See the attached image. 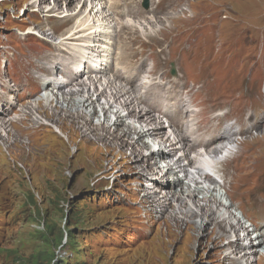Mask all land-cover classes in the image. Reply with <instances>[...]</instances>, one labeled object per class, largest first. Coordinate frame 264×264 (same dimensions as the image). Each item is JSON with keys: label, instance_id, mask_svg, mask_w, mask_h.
<instances>
[{"label": "rangeland", "instance_id": "obj_1", "mask_svg": "<svg viewBox=\"0 0 264 264\" xmlns=\"http://www.w3.org/2000/svg\"><path fill=\"white\" fill-rule=\"evenodd\" d=\"M39 1L0 0V98L10 91L8 96L12 97L6 98L15 105L10 115H5V108L0 110V118H5L6 123L9 117L20 119L16 112L21 107L35 105L49 94L24 82L27 76L33 80L41 79V75L47 78V73L40 71L44 62L41 58L62 52V44L48 50L44 32L52 33L51 40L59 42L57 38L70 26L58 24L64 6H72L76 12L88 7L84 0L71 4L61 0L59 11L51 13L55 0ZM131 1L143 15L151 16L152 8L157 9L158 24L151 19L147 28L148 32L160 29L156 35L136 34L128 46L151 42L147 52L152 58L140 76L155 67L157 82L160 73L165 72L169 80L180 75L190 83L196 81L195 89L202 81L216 82L218 99L222 93L238 95L226 100V108L233 114L228 122L231 125L235 119H246L248 111L255 110L249 117L254 127L234 137L235 154L231 157L239 151L245 157L249 155L245 162L247 167L254 165V175L227 182L233 190L245 191L242 194L264 184V0H151L147 10L141 0ZM171 38L174 43L170 46L163 43ZM26 55L32 63L29 67L24 63ZM170 62L175 63V76L170 73ZM47 68L52 69L47 70L50 74L55 70L52 63ZM58 72L55 70L52 76L61 78ZM72 88L75 89L65 91ZM209 94L212 93L205 88L198 95ZM58 101L62 103L60 93ZM105 103L103 99L96 102L95 112L85 120L83 128L82 118L75 124L61 113L52 122L43 113V119L33 117L35 122L29 116L17 119L14 125L8 121L4 130L0 129V264H231L238 258L226 248L233 233L216 246L210 222L197 226L196 219L185 218V210L173 201L166 208L156 207L153 202L157 197L152 198L149 192L160 197L164 192L161 188L155 191L157 187L145 180L137 163L149 156L151 162H158L164 169L168 164L166 146L158 150L157 139L149 147H143L141 142L132 145V139L136 140L132 134L122 155L117 151L108 154L104 147L96 149L94 139L103 131L89 133L84 129L114 122L116 109H111L105 119L101 111ZM51 105L54 107L56 100ZM123 123L129 120L124 119ZM56 126L73 134L74 140H68ZM164 133L167 134L166 129ZM41 148L47 153L43 154ZM151 152H161L163 156H150ZM88 157L96 159L95 165L87 163ZM218 167L221 169V164ZM232 172L238 174V170ZM164 173L165 181L180 190L171 171ZM218 177L219 180L214 177L217 183L200 186L214 187L222 204L233 202V213L243 216L236 208L237 199H241L236 196L239 193L231 194L232 199L227 196L219 186L224 180L221 172ZM188 181L183 178L181 185L187 186L191 183ZM239 181L247 184L242 187ZM190 186L194 189L195 184ZM203 196L209 194H197V199ZM241 219L248 227L246 219ZM224 228L229 229L226 224ZM257 258L254 264H258Z\"/></svg>", "mask_w": 264, "mask_h": 264}, {"label": "bare ground", "instance_id": "obj_2", "mask_svg": "<svg viewBox=\"0 0 264 264\" xmlns=\"http://www.w3.org/2000/svg\"><path fill=\"white\" fill-rule=\"evenodd\" d=\"M60 1L55 0L49 10L51 13L59 11ZM63 1L71 4L75 0ZM84 3L90 7L88 12V7L82 12H76L72 6H64L63 15H60L62 18L58 24L70 23V26L65 28L57 38L59 42L51 40L53 39L52 33L44 32V37L50 45L48 50L52 47L54 49L60 47L62 44L63 46L60 47L62 52L58 55L52 53V56L45 55L44 58H41L44 62L40 66L43 70L40 71L47 73L45 74L47 78L43 79L41 75L42 80L39 79L40 77L33 80L27 76L24 82L35 86L38 92L48 91L49 94L45 98H40L35 105L30 103L31 105L27 104L24 108L21 107L16 112V115L18 113L21 115L20 119H17L21 120V118L30 116V119L35 122L33 117H42L43 119L44 113L53 122L59 119L61 113H64L66 117L72 118L76 122L75 124H78L77 119H84L83 125L80 126L83 128L85 120H88L92 112H95L96 102L103 99L106 103L101 111L106 115L115 108V120L108 125L102 123L90 128L86 126L84 129L89 133L103 131V133L95 135L96 149L104 147L108 154L114 155L117 151L122 155L132 134L136 135V140L132 139V145L141 142L143 147H149L152 141L157 139L158 150L163 145L167 148L166 161L168 160V164L164 169H160L158 162H151L149 156L141 158L140 162L143 165L139 164L140 162L137 163L142 167L145 180L150 185L157 187L155 191L161 188L164 192L161 197L155 192H149L152 198L157 197L153 199L156 207L166 208L173 201L175 206L179 205L180 210H185V218L196 219L197 226H201L204 221L210 222L211 233L214 235L212 242L216 246L221 244L224 239H230L229 234L233 233V239L228 240L226 248L230 254L238 256V258L234 259L231 264H254L257 257L258 264H264V253H259L260 249H264V184L256 185L254 190L251 189L247 194H242L245 191L237 192L227 182V180L250 178L254 175L252 168L254 165L246 166L245 161L249 160V155L245 157L239 151L236 157L227 158L219 163L221 169L217 166L218 172L222 173L221 179L226 180L219 183L225 194L231 198V194L239 193L236 196L241 199H237L236 208L242 214L244 213L241 217L247 220L248 227L243 224L240 216L233 213L231 209L233 202L229 205L222 204L220 197L218 198L217 194H214V187H204L203 184L200 186L205 182L210 184L218 182L206 171L215 170L216 166L213 164H218L215 158L221 153V148L226 146L225 141L228 138L245 134L254 127V123L250 121L249 117L255 110L248 111L249 115L246 119L243 117L241 120L235 119L234 123H231V128L228 119L233 114L230 109L226 108L225 103L226 100L235 99L238 95L222 93L220 95L222 98L219 96L220 99H218L215 92L216 82L202 81L199 88L195 89L196 81L192 80L190 83L189 80L182 79L180 75L169 80V76L165 72L160 73V81L157 82L155 67L146 70L140 76L142 70L147 66V61L152 58V54L147 52L151 42L134 43L133 48H128V46L133 43L132 40L136 38V34L149 36L154 32V35L159 32L160 29L148 32L147 28L151 19H154V22L158 24L157 9L152 8L151 16H147L143 15L131 0H84ZM167 38L168 36L165 37V39ZM163 43L170 46L174 43V38L168 42L164 40ZM67 44L71 45L66 47ZM67 59H69L68 62H66ZM24 61L26 67L32 64L27 59V55ZM49 63H52L54 69L59 71V75H62L61 78L52 76L55 70L51 74L49 71L47 72V70H52L47 68ZM138 77H140L139 83H136ZM71 87L75 89L72 88L69 92L65 91V88ZM205 88L212 94L199 97V92L202 93ZM8 93L11 92L5 91L4 97L0 98V110L5 108V115H10L9 112L15 108L13 100L9 102L6 98ZM59 93L62 99L60 104ZM53 100H56L54 107L51 105ZM57 104L60 106L58 107ZM18 105L20 106V104ZM75 106L77 107L75 108ZM89 108L91 110H88ZM48 111L52 113L48 114ZM104 118L107 119V115ZM17 119L9 117L8 121L14 125L13 122H18ZM39 119L37 118V121ZM124 119H128L129 123H123ZM0 122V129L4 130L7 124L5 118H0ZM56 128L68 140L71 142L74 140L73 134L65 133L60 126H56ZM165 129L167 134L164 133ZM213 145H215L214 148L209 152L200 150V148L206 149ZM40 150L41 152L44 150L43 154L47 153L45 148ZM153 155L162 157L163 153L154 154L151 152L150 156ZM234 158L239 161L228 163ZM86 161L88 164L95 165L96 159L88 157ZM225 168L229 169L226 174ZM234 169L238 170V174L232 172ZM164 170L171 171L176 183L180 185V190L172 188L169 182L165 181ZM155 172L158 174L157 177L153 176ZM183 178L195 184L194 189H192V185L190 186L191 183H188L187 186L181 185ZM238 184L243 187L247 182L239 181ZM197 194H209V196L197 199ZM224 224L229 229H225Z\"/></svg>", "mask_w": 264, "mask_h": 264}]
</instances>
